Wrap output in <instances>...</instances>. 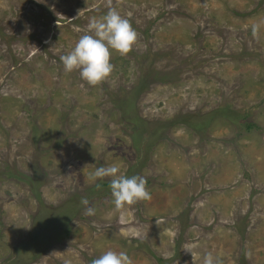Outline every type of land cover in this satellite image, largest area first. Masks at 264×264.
Here are the masks:
<instances>
[{
  "label": "rangeland",
  "instance_id": "rangeland-1",
  "mask_svg": "<svg viewBox=\"0 0 264 264\" xmlns=\"http://www.w3.org/2000/svg\"><path fill=\"white\" fill-rule=\"evenodd\" d=\"M110 7L137 40L89 85L59 57ZM113 163L150 199L115 208ZM107 249L264 264V0H0V264Z\"/></svg>",
  "mask_w": 264,
  "mask_h": 264
},
{
  "label": "clouds",
  "instance_id": "clouds-1",
  "mask_svg": "<svg viewBox=\"0 0 264 264\" xmlns=\"http://www.w3.org/2000/svg\"><path fill=\"white\" fill-rule=\"evenodd\" d=\"M128 16L131 13L127 14ZM76 32H82L76 43L66 54L59 59L64 72L77 70L82 81L89 85H96L105 80L113 70L110 56L113 52L123 56L127 54L137 40V32L131 26L129 19L118 11L109 8L102 16L92 18L86 29L74 25ZM255 31V26H253ZM109 177V188L112 203L119 209L125 204L138 200L150 199L146 189V180L142 175L127 176L120 171V166L113 163L101 165L89 173V179ZM86 206L83 211L87 216L94 214V206L86 198H81ZM64 264H72L65 259ZM90 264H131V258L126 251L107 249L98 257L93 258ZM203 264H222L219 257L214 258L211 253H205Z\"/></svg>",
  "mask_w": 264,
  "mask_h": 264
}]
</instances>
